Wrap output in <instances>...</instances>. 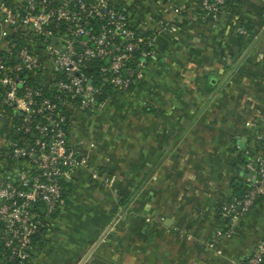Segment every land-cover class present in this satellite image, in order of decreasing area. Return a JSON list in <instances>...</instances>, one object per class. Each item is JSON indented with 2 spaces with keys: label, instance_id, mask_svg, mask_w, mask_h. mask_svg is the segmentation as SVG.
<instances>
[{
  "label": "crops",
  "instance_id": "1",
  "mask_svg": "<svg viewBox=\"0 0 264 264\" xmlns=\"http://www.w3.org/2000/svg\"><path fill=\"white\" fill-rule=\"evenodd\" d=\"M111 1L154 36L157 58L98 125L74 113L70 151L114 182L76 169L31 264L244 263L264 239V198L231 239L218 235L231 227L220 207L250 188L248 164L264 152V0H229L215 21L200 0ZM11 40L0 34L3 47ZM9 133L0 115V151ZM30 172L29 161L0 160V173Z\"/></svg>",
  "mask_w": 264,
  "mask_h": 264
},
{
  "label": "built area",
  "instance_id": "2",
  "mask_svg": "<svg viewBox=\"0 0 264 264\" xmlns=\"http://www.w3.org/2000/svg\"><path fill=\"white\" fill-rule=\"evenodd\" d=\"M227 6L228 0H200L202 18L215 21ZM237 33L248 31L239 27ZM0 34L12 36L9 48L0 43V115L10 129L0 160L31 165L28 176L0 173V259L31 264L35 238L53 222L73 172L84 168L101 185L113 181L70 151L74 113L98 115L114 95L131 94L157 49L154 36L135 28L111 0L1 3ZM248 168L255 181L221 205L231 227L219 237L233 238L236 225L264 198V152ZM241 264H264V239Z\"/></svg>",
  "mask_w": 264,
  "mask_h": 264
},
{
  "label": "rangeland",
  "instance_id": "3",
  "mask_svg": "<svg viewBox=\"0 0 264 264\" xmlns=\"http://www.w3.org/2000/svg\"><path fill=\"white\" fill-rule=\"evenodd\" d=\"M110 101H112V99H111ZM107 105H108V104H107ZM89 120L91 121L93 127H94L95 125H98L100 122H102V119H101V118L99 119V118L97 117L96 114H95L93 117L89 118ZM109 177L111 178V180H113V181L111 182V184H112V183L114 182V177H112L111 175H110ZM51 224H53V222H52Z\"/></svg>",
  "mask_w": 264,
  "mask_h": 264
},
{
  "label": "trees",
  "instance_id": "4",
  "mask_svg": "<svg viewBox=\"0 0 264 264\" xmlns=\"http://www.w3.org/2000/svg\"><path fill=\"white\" fill-rule=\"evenodd\" d=\"M228 3H229V0H228ZM241 27L245 28L248 32H250V30H251V28H249L248 26H245V25H242ZM40 237H41V236H37V237L35 238V241H39V240H40Z\"/></svg>",
  "mask_w": 264,
  "mask_h": 264
},
{
  "label": "water",
  "instance_id": "5",
  "mask_svg": "<svg viewBox=\"0 0 264 264\" xmlns=\"http://www.w3.org/2000/svg\"><path fill=\"white\" fill-rule=\"evenodd\" d=\"M87 115L91 117V116H93V113L92 112H88Z\"/></svg>",
  "mask_w": 264,
  "mask_h": 264
}]
</instances>
